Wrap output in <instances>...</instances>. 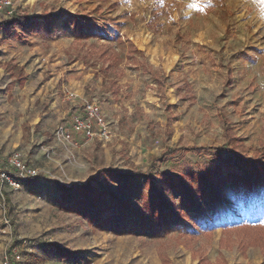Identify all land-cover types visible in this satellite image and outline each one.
<instances>
[{
    "label": "rangeland",
    "instance_id": "1",
    "mask_svg": "<svg viewBox=\"0 0 264 264\" xmlns=\"http://www.w3.org/2000/svg\"><path fill=\"white\" fill-rule=\"evenodd\" d=\"M224 5L14 0L53 29L0 40V172L17 150L39 170L0 186V264H264V181L238 183L228 152L188 151L225 148L228 130L264 162V0ZM85 102L110 138L65 150L55 131ZM100 194L124 213L103 219Z\"/></svg>",
    "mask_w": 264,
    "mask_h": 264
},
{
    "label": "trees",
    "instance_id": "2",
    "mask_svg": "<svg viewBox=\"0 0 264 264\" xmlns=\"http://www.w3.org/2000/svg\"><path fill=\"white\" fill-rule=\"evenodd\" d=\"M204 4L210 9L220 8L224 9V0H203ZM45 15L43 18L48 20V17ZM52 26L50 23L43 25L42 22L32 21L25 14L15 12L11 16L7 18H2L0 20V40H10L12 39V35L14 33H22L23 35H30L33 31H38L41 33L51 34ZM8 70L14 72V67H9ZM226 144L225 148H189L188 151L198 153V154H211V153H222L228 152L231 154V162H230V172L234 179L241 184L246 186H254L255 184L264 181V162L258 156L250 158L249 155L241 148V144L239 140L235 136L229 133L228 130L225 132ZM182 151L181 148L178 149H169L166 152L162 153L158 158L154 160V162L149 166L148 171L150 173H159L157 170V165L159 163L164 162L167 158L173 157ZM170 179H166L165 181H169ZM84 195H89V188H85ZM101 196H97L94 201L96 203L93 205V208H99L98 211L102 213L103 219H108L110 215L116 216L118 213H124L125 207L123 204L117 199L115 195L106 196L105 194H100ZM102 197V202L105 203L104 208L101 210V205L98 203ZM153 220L158 224L161 232L166 233L167 231V212L162 213H154L152 215ZM251 226V225H250ZM237 227L235 225H224L223 231H227L228 229ZM225 240V239H224ZM223 240V241H224ZM259 239L253 238V241L256 242ZM243 241V240H242ZM70 257L69 255L63 254V258L67 259Z\"/></svg>",
    "mask_w": 264,
    "mask_h": 264
},
{
    "label": "built area",
    "instance_id": "3",
    "mask_svg": "<svg viewBox=\"0 0 264 264\" xmlns=\"http://www.w3.org/2000/svg\"><path fill=\"white\" fill-rule=\"evenodd\" d=\"M0 10L5 18L15 13L14 0H0ZM82 112L74 113L69 125H61L55 131V140L65 150L78 149L84 142L106 141L110 138V127L101 106L96 102H85ZM54 151H48V156ZM6 163L11 171L0 172V186L20 190L25 183L39 177V170L25 160L21 151L8 156ZM19 259V256H16ZM4 264H11L6 259Z\"/></svg>",
    "mask_w": 264,
    "mask_h": 264
}]
</instances>
